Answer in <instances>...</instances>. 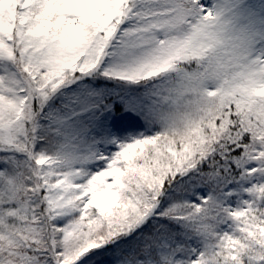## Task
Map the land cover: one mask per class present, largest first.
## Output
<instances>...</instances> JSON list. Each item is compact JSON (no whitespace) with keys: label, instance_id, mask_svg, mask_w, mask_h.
<instances>
[{"label":"snow or ice","instance_id":"obj_1","mask_svg":"<svg viewBox=\"0 0 264 264\" xmlns=\"http://www.w3.org/2000/svg\"><path fill=\"white\" fill-rule=\"evenodd\" d=\"M0 264H264V0H0Z\"/></svg>","mask_w":264,"mask_h":264}]
</instances>
